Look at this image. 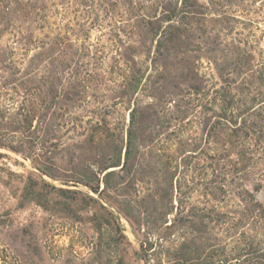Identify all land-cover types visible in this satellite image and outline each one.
<instances>
[{"label":"rangeland","instance_id":"1","mask_svg":"<svg viewBox=\"0 0 264 264\" xmlns=\"http://www.w3.org/2000/svg\"><path fill=\"white\" fill-rule=\"evenodd\" d=\"M182 1L0 20V264H264V0Z\"/></svg>","mask_w":264,"mask_h":264},{"label":"trees","instance_id":"2","mask_svg":"<svg viewBox=\"0 0 264 264\" xmlns=\"http://www.w3.org/2000/svg\"><path fill=\"white\" fill-rule=\"evenodd\" d=\"M182 3L184 5L182 12H184V13L194 12L191 9H193L194 7L197 6L195 0H183ZM47 4H48L47 0H35V1H32V0H0V20L1 21L6 20L5 22H6L7 26L5 27V29H8L9 26H11V25H15L14 21L12 20V17L16 16V18H17L18 15H16V14H19V16L24 17L25 19L28 18L29 16H31L30 17L31 19H40L43 22H46L47 21L46 15H47V9H48ZM19 16H18V18H21ZM140 17H141L142 21H144V20H147L148 18H151L152 16L148 15L147 13H144V14L140 15ZM21 19H23V18H21ZM43 25L44 24H41V26H43ZM13 28H15L14 30H16V32H13V34L15 36L20 37L24 34L22 26L18 25L17 27H13ZM168 29L169 30L175 29V27L171 25L168 27ZM168 29L162 32V36L164 38L162 40V42L169 40V38H168L169 30ZM32 44H36L43 49H46V46H47L46 45L47 43L45 41H42L39 39H36L34 41L30 40L28 43H25V45H32ZM37 58H38V56L33 58V62L36 61ZM261 80L264 81L263 78ZM257 97L264 98V91L263 90L258 91ZM262 101H264V100L262 99ZM12 148H15V147H12ZM150 246H151V244H150ZM151 255L152 254H150V253L145 255L146 264H151L150 263L152 260ZM118 264H123L122 259L118 260Z\"/></svg>","mask_w":264,"mask_h":264}]
</instances>
